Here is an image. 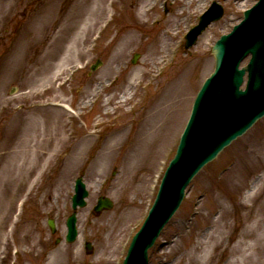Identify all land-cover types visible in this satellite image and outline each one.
<instances>
[{"label":"rangeland","instance_id":"1","mask_svg":"<svg viewBox=\"0 0 264 264\" xmlns=\"http://www.w3.org/2000/svg\"><path fill=\"white\" fill-rule=\"evenodd\" d=\"M80 1L0 0V264L122 263L213 70L212 45L257 0L109 1L100 27L70 50L87 10L73 25ZM212 1L223 15L185 49V34ZM96 60L101 65L90 72ZM162 104L165 113L152 123ZM55 124L60 139L37 149ZM113 140L109 158L99 160ZM79 176L88 196L77 209V239L68 244L65 221ZM101 196L113 205L96 213ZM217 219L226 229L223 244L205 264L231 262L229 248L256 225L264 237V117L192 179L149 264H184L186 249L201 244L208 228L213 234Z\"/></svg>","mask_w":264,"mask_h":264},{"label":"water","instance_id":"2","mask_svg":"<svg viewBox=\"0 0 264 264\" xmlns=\"http://www.w3.org/2000/svg\"><path fill=\"white\" fill-rule=\"evenodd\" d=\"M221 15L222 8L213 3L200 17L198 25L186 35L185 47L189 48L204 28ZM211 53L214 71L194 99L176 153L162 177L143 225L132 238L123 264H147L148 249L178 208L190 180L224 147L264 116V0L245 11L244 20L229 34L222 35ZM248 54L252 56L248 65L239 70L240 62ZM98 64L91 69L97 68ZM246 72V90L241 91L239 88ZM86 196L85 187L78 179L72 198L73 209L77 205L84 206ZM111 205L108 199H99L95 211ZM75 221L73 213L67 220V241L76 237ZM49 226L54 232L52 221Z\"/></svg>","mask_w":264,"mask_h":264},{"label":"bare ground","instance_id":"3","mask_svg":"<svg viewBox=\"0 0 264 264\" xmlns=\"http://www.w3.org/2000/svg\"><path fill=\"white\" fill-rule=\"evenodd\" d=\"M109 1L111 5H113L115 2L114 0H81L80 3L78 2L79 5L75 7V11L77 15H73V13L71 12L69 16L71 22H74L73 25H75L79 19H82L81 18L82 14L80 13V11L83 8H86L87 10L84 14V18L82 19V22H83L82 27L80 28L78 33H76V35L74 36L72 40L73 42L71 44L70 50H74L75 45L77 44L79 40L84 39L88 34L91 35L94 32L96 26L99 25L98 28L100 27V24H101L100 21L104 20L108 14L107 4ZM109 21H107L106 24H108ZM129 32H130V35H132L131 34L132 30H129ZM127 35H128L127 33L124 34L121 37V39H125ZM65 61L67 62V60ZM63 65L64 63L61 62L59 67ZM100 87H102V84H100ZM165 110H166V106H163L162 104V106H160L159 108L158 114L157 113L152 114L151 116H149V120L152 123L153 122L155 123L157 121V118L159 119V114L161 118L162 117L161 115L165 113ZM50 128L52 130L51 136L53 137H47L46 135H43L41 133L40 134L41 137L36 142L37 149H44V148L50 147L54 140V136L55 137L60 136V133H58L60 131L58 128L60 127L57 128V124H55L54 126H50ZM56 129H57V133L54 135V132L56 131ZM119 131L123 132L124 128H120L118 131H116L118 135H120ZM58 139H60V137ZM112 139H114V137ZM81 140L84 142V144H88L91 140V137L86 136L82 138ZM113 142L115 141L113 140L112 142L107 143L104 146V149L101 150V152H99V155H100L99 160L102 161V160H106L107 158H109L110 152L113 151L111 149H113L115 145ZM257 186H258V179L253 181L250 190L257 189ZM218 221L219 219H217V221L215 222V229H214L215 234L214 233L211 234L212 232L210 228H208L207 231H205L204 236L202 235L203 242L201 244H199L198 246H194V247H188L186 249V252L184 254L187 259L184 262V264H205L207 262L206 257L208 255V252L212 248H218V247L220 248L222 246L223 243L221 242H222V238L224 236L226 229H224L225 227L224 225L222 226V228H220ZM255 230H258L257 225H256V229H253L248 234H242V236L239 237L235 241V243L229 248L230 257L232 259H231V262H229L228 264H259L260 263L259 256L264 254V237L261 238L259 236V233H255ZM206 235L209 238L206 239L205 237Z\"/></svg>","mask_w":264,"mask_h":264}]
</instances>
